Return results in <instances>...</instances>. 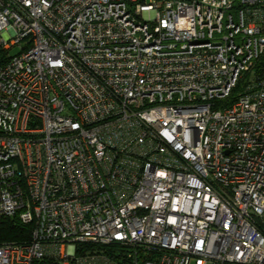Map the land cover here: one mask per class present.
Returning a JSON list of instances; mask_svg holds the SVG:
<instances>
[{
  "label": "built area",
  "instance_id": "1",
  "mask_svg": "<svg viewBox=\"0 0 264 264\" xmlns=\"http://www.w3.org/2000/svg\"><path fill=\"white\" fill-rule=\"evenodd\" d=\"M0 217V264H264V0H0Z\"/></svg>",
  "mask_w": 264,
  "mask_h": 264
},
{
  "label": "trees",
  "instance_id": "2",
  "mask_svg": "<svg viewBox=\"0 0 264 264\" xmlns=\"http://www.w3.org/2000/svg\"><path fill=\"white\" fill-rule=\"evenodd\" d=\"M245 84L244 80H239L227 99L221 100L224 104H230ZM31 224L22 223L16 217H0V243L3 242H22L30 238ZM120 248L119 245L112 246ZM110 248H107V250ZM112 249H110L111 251Z\"/></svg>",
  "mask_w": 264,
  "mask_h": 264
},
{
  "label": "rangeland",
  "instance_id": "3",
  "mask_svg": "<svg viewBox=\"0 0 264 264\" xmlns=\"http://www.w3.org/2000/svg\"><path fill=\"white\" fill-rule=\"evenodd\" d=\"M146 1L149 2V0H146ZM16 52H17V48H15V47H13V48H11V49L9 50V54H10V55H12V54H14V53H16Z\"/></svg>",
  "mask_w": 264,
  "mask_h": 264
}]
</instances>
